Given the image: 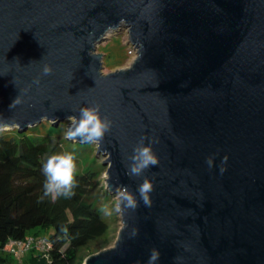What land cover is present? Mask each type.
Returning a JSON list of instances; mask_svg holds the SVG:
<instances>
[{
    "label": "water",
    "instance_id": "95a60500",
    "mask_svg": "<svg viewBox=\"0 0 264 264\" xmlns=\"http://www.w3.org/2000/svg\"><path fill=\"white\" fill-rule=\"evenodd\" d=\"M119 26L137 55L104 72L96 44ZM85 106L111 122L95 141L108 186L139 203L85 264H146L153 248L156 264H264V0H0V128ZM141 138L159 163L130 177Z\"/></svg>",
    "mask_w": 264,
    "mask_h": 264
},
{
    "label": "trees",
    "instance_id": "16d2710c",
    "mask_svg": "<svg viewBox=\"0 0 264 264\" xmlns=\"http://www.w3.org/2000/svg\"><path fill=\"white\" fill-rule=\"evenodd\" d=\"M43 121L51 134L35 131ZM66 121L44 119L23 130L17 126L0 130V264H16L7 249L9 239L38 235L42 229L48 230L49 249L38 252L33 247L18 264H82L88 254L116 237L113 218L89 199L93 170L76 173L73 195L55 199L44 195L42 165L50 155L64 152V141H71L58 134Z\"/></svg>",
    "mask_w": 264,
    "mask_h": 264
},
{
    "label": "clouds",
    "instance_id": "9594fccd",
    "mask_svg": "<svg viewBox=\"0 0 264 264\" xmlns=\"http://www.w3.org/2000/svg\"><path fill=\"white\" fill-rule=\"evenodd\" d=\"M52 73L51 65L45 64L42 68V75L47 76ZM39 83V81H36ZM20 102L19 96L15 98L10 107H14ZM70 126L66 136L70 140H79L81 142L90 143L101 141L106 132L110 130L111 122L107 118H102L99 106H85L79 110L78 116H69ZM226 157L224 162H226ZM131 163L127 167L126 174L130 177L141 176L145 170L158 165L159 161L154 154L152 147L144 143V139L136 145L133 154L130 157ZM207 164L211 168L213 158H207ZM42 171L45 176L43 185L44 195L53 199L60 196L69 197L73 195V189L76 186V166L75 156L71 152H61L50 155L46 162L42 165ZM224 169L221 168V172ZM153 191V183L145 177L137 186L136 192L139 194V202H143L146 207H151V192ZM139 203L135 196L129 192L127 186H124L118 193V203L116 210L122 208L135 210ZM101 212L105 215L110 214L107 204L101 206ZM132 235H138L136 229H133ZM161 253L158 249H151L146 264H156L159 261Z\"/></svg>",
    "mask_w": 264,
    "mask_h": 264
},
{
    "label": "rangeland",
    "instance_id": "374dc122",
    "mask_svg": "<svg viewBox=\"0 0 264 264\" xmlns=\"http://www.w3.org/2000/svg\"><path fill=\"white\" fill-rule=\"evenodd\" d=\"M96 51L103 53V71L108 72L110 70H115L121 67H128L134 61L137 55V46L132 44L129 39V33L127 27L119 26L117 28L110 29L104 34L101 41L96 44ZM70 120L68 119L64 122L58 129V134L65 137L67 130L69 128ZM48 123L45 121L38 124L36 128L37 133L49 134L47 130ZM12 126H6L0 128V130L10 131ZM51 134V133H50ZM77 141V140H76ZM79 143V144H78ZM64 152H71L75 156V166L76 173H85L86 171L93 170L90 174L93 176L92 184L93 189L91 191L90 198L93 202H96L100 207L107 204L110 209V214L104 215L108 218H113V224L117 227V234L119 228L122 225L120 212L116 210V204L118 203V193L119 191L111 190L107 184V167L108 164L104 162L105 155L98 153L97 143L90 142H75V140L64 141ZM116 216L114 217V215ZM48 234L47 229L39 230L38 235ZM115 239L111 240L108 246L101 248L100 250L110 247L113 245ZM98 250V251H100ZM36 251H42L39 247H36ZM95 251V252H98ZM5 252V251H4ZM3 252V253H4ZM92 252V253H95ZM7 253V252H6ZM32 249L24 254L23 256H18L14 258L16 264L27 259L28 254L31 255ZM90 253V254H92ZM88 254L82 264H85L86 258L90 255ZM16 257V256H15Z\"/></svg>",
    "mask_w": 264,
    "mask_h": 264
},
{
    "label": "built area",
    "instance_id": "2783aa9c",
    "mask_svg": "<svg viewBox=\"0 0 264 264\" xmlns=\"http://www.w3.org/2000/svg\"><path fill=\"white\" fill-rule=\"evenodd\" d=\"M33 247H39L43 251H47L50 247L49 239L46 235H28L23 239L11 238L7 243V249L14 256H21Z\"/></svg>",
    "mask_w": 264,
    "mask_h": 264
},
{
    "label": "crops",
    "instance_id": "0c3cea01",
    "mask_svg": "<svg viewBox=\"0 0 264 264\" xmlns=\"http://www.w3.org/2000/svg\"><path fill=\"white\" fill-rule=\"evenodd\" d=\"M15 258H17V257H15Z\"/></svg>",
    "mask_w": 264,
    "mask_h": 264
}]
</instances>
